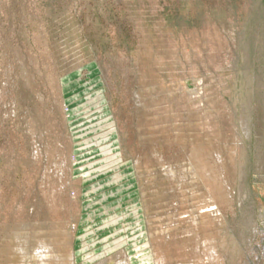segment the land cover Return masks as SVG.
<instances>
[{
    "label": "rangeland",
    "instance_id": "374dc122",
    "mask_svg": "<svg viewBox=\"0 0 264 264\" xmlns=\"http://www.w3.org/2000/svg\"><path fill=\"white\" fill-rule=\"evenodd\" d=\"M125 258L264 264V0H0V264Z\"/></svg>",
    "mask_w": 264,
    "mask_h": 264
},
{
    "label": "bare ground",
    "instance_id": "6f19581e",
    "mask_svg": "<svg viewBox=\"0 0 264 264\" xmlns=\"http://www.w3.org/2000/svg\"><path fill=\"white\" fill-rule=\"evenodd\" d=\"M147 223H148V222H147ZM115 256H116V255H115ZM116 258H117V257H116ZM117 259H118V258H117ZM113 261H114V260H113ZM116 261H117V260H116ZM116 261H115V262H116ZM120 261H122V260H120ZM120 261H119V263H120ZM117 262H118V261H117ZM123 263H124V264H130V260H128V259L125 258V259H123ZM73 264H74V263H73ZM117 264H118V263H117Z\"/></svg>",
    "mask_w": 264,
    "mask_h": 264
}]
</instances>
